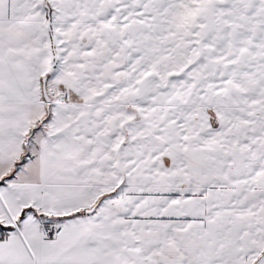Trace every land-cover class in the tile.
<instances>
[{"label": "snow or ice", "instance_id": "obj_1", "mask_svg": "<svg viewBox=\"0 0 264 264\" xmlns=\"http://www.w3.org/2000/svg\"><path fill=\"white\" fill-rule=\"evenodd\" d=\"M0 264H264V0H0Z\"/></svg>", "mask_w": 264, "mask_h": 264}]
</instances>
